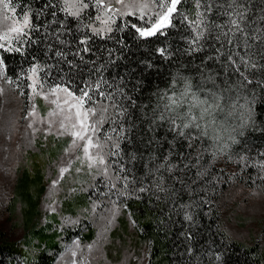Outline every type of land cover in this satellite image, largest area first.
<instances>
[{
	"label": "snow or ice",
	"instance_id": "obj_1",
	"mask_svg": "<svg viewBox=\"0 0 264 264\" xmlns=\"http://www.w3.org/2000/svg\"><path fill=\"white\" fill-rule=\"evenodd\" d=\"M0 113L6 159L16 134V153L64 140L43 222L95 233L57 237L56 264H152L153 240L113 236L122 216L145 231L141 204L169 264H229L234 233L208 220L241 181L264 199V0H0ZM60 192L84 197L76 215ZM252 247L264 264V230Z\"/></svg>",
	"mask_w": 264,
	"mask_h": 264
},
{
	"label": "rangeland",
	"instance_id": "obj_2",
	"mask_svg": "<svg viewBox=\"0 0 264 264\" xmlns=\"http://www.w3.org/2000/svg\"><path fill=\"white\" fill-rule=\"evenodd\" d=\"M19 106L20 103L9 94V102L3 107L7 110ZM4 115L5 113H0V237L13 243L16 248L11 257L12 264H17L18 260L25 257L29 264H32L40 254L52 256L50 264H56V256L62 250L57 237L62 236L66 241H70L75 235H80L82 240L87 242L95 233L91 226L83 230L69 229L63 233L54 230L53 223H58L60 217L52 213H47L49 223L43 222L49 181L56 174L53 162L59 157L64 140L49 137L45 141L40 138L34 146L16 153L15 143L21 139L19 134H16L12 141L7 142L9 152L14 155H9L6 159ZM59 196L61 198L59 211L63 214L76 215L85 203L84 197L80 195L64 198L66 193L60 192ZM216 199L221 225L234 233V242L242 247L247 244L252 248L258 233L264 230V199L252 197L243 181L225 188L223 194ZM211 219L208 221L212 223ZM213 226L215 228V223ZM137 232H140L139 229L132 227L122 216L117 229L113 231V236H118L125 246L130 245L137 250L142 248L146 241L150 239L154 241L153 236L147 239L139 236ZM32 242H36L37 251L34 255L27 252V249L32 247ZM230 246L233 247V244L228 247ZM122 251L119 245H111L108 251L109 259H119ZM151 259L153 260V256ZM130 264H136V261L132 260Z\"/></svg>",
	"mask_w": 264,
	"mask_h": 264
},
{
	"label": "trees",
	"instance_id": "obj_3",
	"mask_svg": "<svg viewBox=\"0 0 264 264\" xmlns=\"http://www.w3.org/2000/svg\"><path fill=\"white\" fill-rule=\"evenodd\" d=\"M133 208L140 225L145 230L143 233L137 232L140 234L138 235L144 238L147 237V239H150L152 236L154 237L155 250H153L154 254L152 264H169V256L171 255V241H165L164 237L158 234L155 225V214L153 212H149L148 209L142 204L133 205ZM218 215L219 214L216 213L212 217V224H214L216 220L220 222V216ZM231 244H233V247H229V264H246V262L247 264H251L252 257L250 255V252L253 250V247H249L246 249L236 242H233ZM14 249L16 248L13 243L7 241L6 239L3 240L0 237V264H12L11 257L15 253ZM52 259V256L48 257L45 254H40L36 257L35 261H33L32 264H50Z\"/></svg>",
	"mask_w": 264,
	"mask_h": 264
}]
</instances>
